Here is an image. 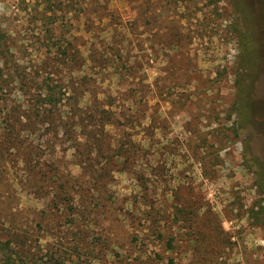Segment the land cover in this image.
Returning a JSON list of instances; mask_svg holds the SVG:
<instances>
[{
    "label": "rangeland",
    "instance_id": "obj_1",
    "mask_svg": "<svg viewBox=\"0 0 264 264\" xmlns=\"http://www.w3.org/2000/svg\"><path fill=\"white\" fill-rule=\"evenodd\" d=\"M239 1L0 0V264H264V0ZM45 79L79 108L45 115Z\"/></svg>",
    "mask_w": 264,
    "mask_h": 264
},
{
    "label": "trees",
    "instance_id": "obj_2",
    "mask_svg": "<svg viewBox=\"0 0 264 264\" xmlns=\"http://www.w3.org/2000/svg\"><path fill=\"white\" fill-rule=\"evenodd\" d=\"M239 2V3H238ZM242 1L240 2L239 0H236V6L238 8L241 7ZM248 20H244V23L247 24ZM240 30V29H239ZM245 33V32H244ZM243 33V34H244ZM245 35V34H244ZM244 38V36H242ZM75 51V56H78L79 54V50L75 48V50H73V52ZM65 53V51H64ZM242 57L244 58V61H250V60H254L253 58V47H252V43H243V53H242ZM7 63H5L4 67L6 66ZM4 67H0V75L3 77V69ZM16 71H19L18 69H16ZM17 79V78H16ZM15 79V80H16ZM14 80V81H15ZM4 84H6L7 86L12 85L13 83L16 82H11L9 80H2ZM19 84L21 82L20 79H18ZM73 82V81H72ZM87 82V81H85ZM3 83H0V91H1V86L3 87ZM64 81L60 82V81H55V80H47L45 79L43 82V86H42V92L40 94V96L34 100V105H36L38 108H42L44 114H50L52 111H56L62 104V102L66 99L68 102V106L69 108H74V107H78L79 108V102H80V98L79 96H81L82 94V90H81V86L83 83H80V86L78 87L75 83H73L72 87L74 93L69 94L67 97H64V95H67L66 90L64 91ZM19 86V85H18ZM23 86V85H22ZM68 85L66 84L65 87H67ZM20 88V87H18ZM65 98V99H64ZM79 98V99H78ZM79 101V102H78ZM73 110L72 109L70 111L71 114H73ZM50 111V112H48ZM67 115H68V111H66ZM92 117V121H93V115ZM95 120L99 121V119H101L100 117L98 118L97 116L94 117Z\"/></svg>",
    "mask_w": 264,
    "mask_h": 264
},
{
    "label": "flooded vegetation",
    "instance_id": "obj_3",
    "mask_svg": "<svg viewBox=\"0 0 264 264\" xmlns=\"http://www.w3.org/2000/svg\"><path fill=\"white\" fill-rule=\"evenodd\" d=\"M245 19L247 20V15L246 14H245ZM246 29H247V31L245 32L244 42L245 43H252L253 40H252V37H251V29H250V26L248 24V21H247V24H246Z\"/></svg>",
    "mask_w": 264,
    "mask_h": 264
}]
</instances>
